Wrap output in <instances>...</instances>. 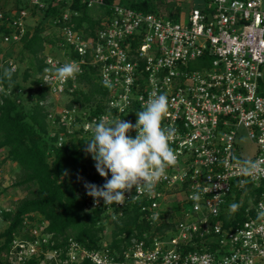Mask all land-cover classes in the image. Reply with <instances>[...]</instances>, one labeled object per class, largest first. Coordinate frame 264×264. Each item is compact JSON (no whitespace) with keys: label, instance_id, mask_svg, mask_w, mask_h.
<instances>
[{"label":"built area","instance_id":"built-area-1","mask_svg":"<svg viewBox=\"0 0 264 264\" xmlns=\"http://www.w3.org/2000/svg\"><path fill=\"white\" fill-rule=\"evenodd\" d=\"M61 1L74 2L29 0L30 8L0 9L2 45H18L32 30L31 9ZM80 1L88 6L104 3ZM70 14L67 8L55 22L69 20ZM61 34L56 49L62 56L48 52L38 83L53 99L49 120L56 129L64 126L59 145L76 132L92 138L101 116L135 124L149 95L165 94L169 111L163 125L176 129L170 144L177 163L151 195L137 194L133 188L124 193L122 203L109 205L90 198L88 209L102 210L106 223L102 248L89 249L73 237L57 242L46 230L48 221L31 214L7 245L0 238V264H264V172L251 177L243 170L249 159L264 169V0H211L190 8L186 22L181 16L174 20L116 3L112 17L95 35L70 25H63ZM70 61L81 67L77 78L63 83L53 79L51 70ZM5 64L18 69L7 51L0 54V66ZM87 67L97 70L103 85L111 83L104 112L67 105L85 87L82 75ZM46 78L52 89L44 83ZM12 95L13 87L0 83V104ZM241 126L257 145L250 158L238 146ZM245 186L252 199L246 219L227 227L226 203L235 187ZM132 204L156 227L170 220L174 208L182 218L174 229H154L153 235L144 233L122 252L112 250L110 228ZM11 209L0 204V232L10 224L5 213Z\"/></svg>","mask_w":264,"mask_h":264},{"label":"trees","instance_id":"trees-1","mask_svg":"<svg viewBox=\"0 0 264 264\" xmlns=\"http://www.w3.org/2000/svg\"><path fill=\"white\" fill-rule=\"evenodd\" d=\"M116 3L174 20L180 17L182 11L179 4L174 5L168 0H104L103 4L94 6H88L80 0H74L72 4L61 1L46 8L31 9L38 23L26 32L18 44V55L14 57L12 54L17 45L4 47L0 42V54L9 50L18 63L16 71L6 64L0 66V77L4 69L8 68L13 72L14 81L13 95L6 97L4 103L0 104V150L7 152L5 160L16 164L13 186L25 193L24 198L5 213V218L10 221L8 227L0 232L5 245L21 228L25 216L31 214L48 221L46 230L57 242H65L73 237L89 249L97 250L104 245L106 223L102 222L103 211L88 209L91 197L86 194L84 187V182L96 185L105 183V178L95 168V161L84 152L86 140L91 138L76 132L59 145V132L64 130V126L60 125L56 129L49 120L53 99L45 87H38V83L48 52L53 53L63 40L61 27L70 25L84 34L95 35L97 29L112 17ZM22 8H30L29 0H0L2 10ZM67 8L71 9L69 20L55 22L62 18ZM75 11H78L77 15ZM96 72L94 67L86 68L82 75L85 87L73 94L68 106L90 107L94 114L106 110L109 91L99 81ZM0 83L9 86L6 79H0ZM26 92L28 95L24 100L23 94ZM19 98L22 100L18 101ZM65 171L67 175H64ZM247 188L235 187L228 199L226 206L229 212L224 215L227 227L246 219L245 211L252 201ZM234 204L238 205L235 211L230 207ZM174 210L170 212L169 221L165 220L162 226L156 227L137 204H132L111 226L108 245L112 250L122 252L146 232L153 235L154 229L158 232L164 228L174 229L182 218ZM167 213L165 217H168Z\"/></svg>","mask_w":264,"mask_h":264},{"label":"clouds","instance_id":"clouds-1","mask_svg":"<svg viewBox=\"0 0 264 264\" xmlns=\"http://www.w3.org/2000/svg\"><path fill=\"white\" fill-rule=\"evenodd\" d=\"M49 71V69H45ZM53 79L58 82L75 80L81 73L79 63L65 62L52 70ZM9 86H13V72L5 68L3 76ZM44 83L52 89V81L45 79ZM105 87L111 83L104 82ZM169 111V100L165 94H150L142 109L137 112V122L132 124L123 119L108 120L101 116L92 129V138L86 140L84 152L95 161L99 175L105 178L103 185L84 182L86 194L99 203L102 199L105 205L122 203L125 192L136 189L137 194L151 195L156 185L167 176V169L177 163V155L170 142L176 135V129L164 126L163 120ZM135 131V137L129 135ZM226 164V162H224ZM246 176L254 177L264 169L259 161L245 160L243 162ZM111 173V179H108ZM67 171L64 175H67ZM78 179L81 177L78 176ZM233 211L238 205L230 206ZM264 217V212H261Z\"/></svg>","mask_w":264,"mask_h":264},{"label":"rangeland","instance_id":"rangeland-1","mask_svg":"<svg viewBox=\"0 0 264 264\" xmlns=\"http://www.w3.org/2000/svg\"><path fill=\"white\" fill-rule=\"evenodd\" d=\"M123 2H127L128 0H119ZM171 1V3L179 4L182 8L181 11V21H188V11L192 6H203L207 3V0H168ZM38 23V18L31 17L28 20V25L30 29H33L34 26H36ZM49 31H51L49 29ZM7 47V46H4ZM19 46H15L14 51L12 52L13 56L18 55L19 53ZM49 47L47 51H49ZM9 52V50H7ZM11 53V52H10ZM53 53L62 56V50L55 49ZM13 57V58H14ZM16 61V60H15ZM28 86V83L26 87ZM28 92L23 94V99L27 97ZM65 99L63 100V102ZM62 102V103H63ZM238 146H240V149L245 153V156L247 158H250L254 153H256L257 145L252 141L248 134L246 128L243 126L239 127L238 130ZM7 155V152L5 150H0V187L2 194H0V204L14 207L22 198H24L25 193L20 189L19 187H14L13 182L15 179V168L16 164L10 160H5V157ZM252 160V159H249ZM4 227V226H3ZM171 235H167V237H170Z\"/></svg>","mask_w":264,"mask_h":264}]
</instances>
